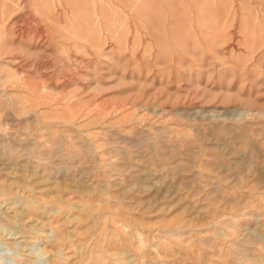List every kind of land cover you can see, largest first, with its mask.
<instances>
[{"label":"rangeland","instance_id":"374dc122","mask_svg":"<svg viewBox=\"0 0 264 264\" xmlns=\"http://www.w3.org/2000/svg\"><path fill=\"white\" fill-rule=\"evenodd\" d=\"M0 264H264V0H0Z\"/></svg>","mask_w":264,"mask_h":264}]
</instances>
